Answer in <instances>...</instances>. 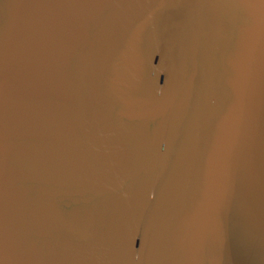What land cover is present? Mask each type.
Wrapping results in <instances>:
<instances>
[{
    "label": "water",
    "instance_id": "obj_1",
    "mask_svg": "<svg viewBox=\"0 0 264 264\" xmlns=\"http://www.w3.org/2000/svg\"><path fill=\"white\" fill-rule=\"evenodd\" d=\"M0 264H264V0H0Z\"/></svg>",
    "mask_w": 264,
    "mask_h": 264
}]
</instances>
